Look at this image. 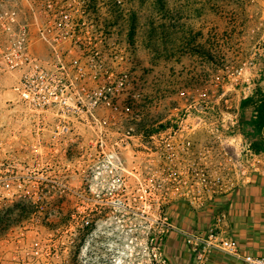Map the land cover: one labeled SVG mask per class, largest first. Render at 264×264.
<instances>
[{
    "label": "built area",
    "instance_id": "built-area-1",
    "mask_svg": "<svg viewBox=\"0 0 264 264\" xmlns=\"http://www.w3.org/2000/svg\"><path fill=\"white\" fill-rule=\"evenodd\" d=\"M28 1L27 18L20 19L18 8L2 15L8 39L0 62L19 72L18 102L34 137L64 141L66 152L81 144L78 153L92 162L86 186L110 187L117 192L114 212L149 221L144 233L152 264H170L164 246L174 229L171 207L178 201L209 207L231 174L264 176V150L244 136L239 112L220 103L225 92L216 100L202 93L171 125L153 127L134 49L98 0ZM201 130L211 141L225 140L212 147ZM236 135L237 143L231 140ZM229 230V215L221 210L207 231H185L192 264H208L215 251L264 264V256L242 253Z\"/></svg>",
    "mask_w": 264,
    "mask_h": 264
},
{
    "label": "rangeland",
    "instance_id": "rangeland-1",
    "mask_svg": "<svg viewBox=\"0 0 264 264\" xmlns=\"http://www.w3.org/2000/svg\"><path fill=\"white\" fill-rule=\"evenodd\" d=\"M97 3L134 49L153 127L171 125L202 93L216 100L225 92L218 99L239 112L246 139L259 137L255 104L243 101L264 94V0ZM28 7V0H0V60L8 39L2 15L18 8L25 19ZM18 82L19 72L0 62V208L30 197L41 205L33 222L2 236L0 264H152L144 233L149 221L114 212L117 192L110 187L86 186L92 162L78 153L81 144L66 152L64 141L34 137ZM203 132L204 142L213 143Z\"/></svg>",
    "mask_w": 264,
    "mask_h": 264
},
{
    "label": "crops",
    "instance_id": "crops-1",
    "mask_svg": "<svg viewBox=\"0 0 264 264\" xmlns=\"http://www.w3.org/2000/svg\"><path fill=\"white\" fill-rule=\"evenodd\" d=\"M203 138V137H202ZM236 135L234 140L239 142ZM211 141V139H209ZM214 139L212 147L220 145ZM217 141V142H215ZM218 143V144H217ZM225 189L209 207L192 209L184 202L175 203L170 210L174 229L167 235L164 250L170 264H192L185 231H207L217 212L225 210L230 220V235L235 238L242 253L264 256V176L251 173L247 176L231 174ZM208 264H248L220 251L212 253Z\"/></svg>",
    "mask_w": 264,
    "mask_h": 264
},
{
    "label": "trees",
    "instance_id": "trees-1",
    "mask_svg": "<svg viewBox=\"0 0 264 264\" xmlns=\"http://www.w3.org/2000/svg\"><path fill=\"white\" fill-rule=\"evenodd\" d=\"M250 103L255 104L256 116L253 121L260 133L259 137L252 141V147L256 151H261L264 150V94H261L257 100L253 97H248L243 101V105ZM22 205L24 206L22 207ZM40 205L39 202L30 197L28 199H19L12 204H6L7 208H0V239L14 226L33 222L34 215L40 211ZM14 214H16V217L13 216Z\"/></svg>",
    "mask_w": 264,
    "mask_h": 264
}]
</instances>
